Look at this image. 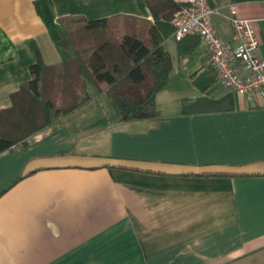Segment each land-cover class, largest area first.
<instances>
[{"label": "crops", "instance_id": "0c3cea01", "mask_svg": "<svg viewBox=\"0 0 264 264\" xmlns=\"http://www.w3.org/2000/svg\"><path fill=\"white\" fill-rule=\"evenodd\" d=\"M207 2L231 53L230 7L255 20L264 58V0ZM122 17L154 22L147 0H0V111L36 50L71 59L60 19ZM163 45L155 118L123 122L88 81L86 105L0 154V264H264V97L226 89L202 40L191 55Z\"/></svg>", "mask_w": 264, "mask_h": 264}, {"label": "trees", "instance_id": "16d2710c", "mask_svg": "<svg viewBox=\"0 0 264 264\" xmlns=\"http://www.w3.org/2000/svg\"><path fill=\"white\" fill-rule=\"evenodd\" d=\"M147 3L154 22L131 17L59 20V46L72 57L47 66L36 50L32 79L11 95L12 107L0 111V154L17 146L26 149L29 137L86 105L91 100L88 81L114 99L123 122L156 117L157 97L173 70V57L163 44L174 37L171 21L185 0ZM200 41L198 36L178 41L180 54L191 55Z\"/></svg>", "mask_w": 264, "mask_h": 264}, {"label": "built area", "instance_id": "2783aa9c", "mask_svg": "<svg viewBox=\"0 0 264 264\" xmlns=\"http://www.w3.org/2000/svg\"><path fill=\"white\" fill-rule=\"evenodd\" d=\"M218 13L207 0H185L176 8L171 21L175 29L174 38L180 41L187 36L200 37L208 48L210 65L226 89L241 96L264 97V58L257 54L259 41L254 29L255 20L240 18L236 7H230L229 20L234 38L240 42L231 53L213 25V16ZM235 61L246 76H240Z\"/></svg>", "mask_w": 264, "mask_h": 264}, {"label": "rangeland", "instance_id": "374dc122", "mask_svg": "<svg viewBox=\"0 0 264 264\" xmlns=\"http://www.w3.org/2000/svg\"><path fill=\"white\" fill-rule=\"evenodd\" d=\"M178 8V7H177ZM176 11V10H175ZM175 11H174V13H175ZM123 21V20H122ZM116 22H118V21H116ZM121 22V21H120ZM118 26L120 27V24L118 23Z\"/></svg>", "mask_w": 264, "mask_h": 264}]
</instances>
